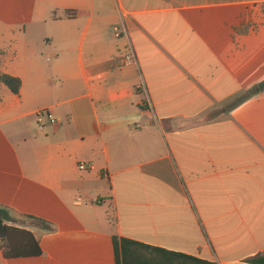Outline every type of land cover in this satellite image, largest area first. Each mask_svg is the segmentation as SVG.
Listing matches in <instances>:
<instances>
[{"label": "crops", "instance_id": "crops-1", "mask_svg": "<svg viewBox=\"0 0 264 264\" xmlns=\"http://www.w3.org/2000/svg\"><path fill=\"white\" fill-rule=\"evenodd\" d=\"M4 74L0 209L44 254L0 264L264 254V0H0Z\"/></svg>", "mask_w": 264, "mask_h": 264}, {"label": "trees", "instance_id": "trees-1", "mask_svg": "<svg viewBox=\"0 0 264 264\" xmlns=\"http://www.w3.org/2000/svg\"><path fill=\"white\" fill-rule=\"evenodd\" d=\"M86 11H68L69 18H79ZM0 81L12 92L19 94L22 81L10 75H1ZM239 99L238 102H241ZM236 105V104H234ZM7 211L0 209V247L5 259L39 257L44 254L39 240L29 230L9 224ZM116 264H217L191 255L154 247L127 238L113 237ZM254 264H264V254L249 260Z\"/></svg>", "mask_w": 264, "mask_h": 264}, {"label": "built area", "instance_id": "built-area-1", "mask_svg": "<svg viewBox=\"0 0 264 264\" xmlns=\"http://www.w3.org/2000/svg\"><path fill=\"white\" fill-rule=\"evenodd\" d=\"M123 34H124V32H123L121 27H119V26L114 27V35H115L116 38H122ZM136 62H137V59H136V55H135L134 49H133L132 46H129V49H128L127 53L124 54V56L122 58V65L123 66H129V65L135 64ZM146 103L148 104V101ZM48 117H49V119H50V121L52 123L55 122L53 117H52V115L48 114ZM79 168L81 170H85L86 169V164L81 163L79 165Z\"/></svg>", "mask_w": 264, "mask_h": 264}, {"label": "rangeland", "instance_id": "rangeland-1", "mask_svg": "<svg viewBox=\"0 0 264 264\" xmlns=\"http://www.w3.org/2000/svg\"><path fill=\"white\" fill-rule=\"evenodd\" d=\"M218 113H219V110L215 111L212 116L215 117Z\"/></svg>", "mask_w": 264, "mask_h": 264}]
</instances>
